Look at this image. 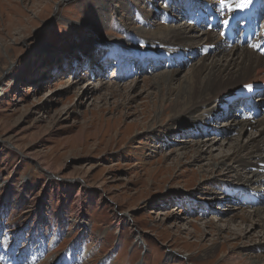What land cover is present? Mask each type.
<instances>
[{
  "label": "rangeland",
  "instance_id": "obj_1",
  "mask_svg": "<svg viewBox=\"0 0 264 264\" xmlns=\"http://www.w3.org/2000/svg\"><path fill=\"white\" fill-rule=\"evenodd\" d=\"M133 1L0 0L1 239L19 236V244L21 231L24 240L40 237L39 264L74 245L84 254L82 264L264 260L258 228L250 232L238 218L227 223L253 210L249 205L236 199L206 206L209 194L222 193L227 182L237 192L240 185L236 172L207 165L254 131L166 136L159 127L149 134L147 123L164 93L151 83L168 65L130 78L131 65L117 69L108 62L97 69L105 43L121 47L125 33L142 26L124 22L140 6ZM153 15L154 23L161 21V14ZM179 17L173 25L187 24ZM189 69L179 70L178 78ZM104 84L120 92L111 96ZM226 121L221 118L217 127ZM193 140L213 147L195 160ZM257 196L250 200H262L264 192ZM24 247L16 249L17 257Z\"/></svg>",
  "mask_w": 264,
  "mask_h": 264
},
{
  "label": "bare ground",
  "instance_id": "obj_2",
  "mask_svg": "<svg viewBox=\"0 0 264 264\" xmlns=\"http://www.w3.org/2000/svg\"><path fill=\"white\" fill-rule=\"evenodd\" d=\"M198 1L188 0V3L193 5ZM209 1L213 2L212 0ZM255 1L253 0V2ZM133 2L140 6L136 7L135 15L131 14L129 17L126 14L127 18L124 19V22L127 19L130 21L134 19L142 26L135 29V31L126 32L125 39L122 38L121 47L116 46V44L105 43L110 52L98 55L97 69L101 70V67L107 61H116L119 55L126 58L137 57L138 59L144 58L147 60L161 58L163 63L168 65L166 67L170 70L165 74L156 76L151 83L156 91L164 93L160 99L159 108L155 109L153 116L147 123L149 130L151 129L149 134L155 133L159 127L162 131H159L158 134L162 132L166 136L174 133L176 136L179 133L184 136H192L199 134V132L202 136L203 134L206 136V133H209L208 131L216 135L227 136L238 128L240 136L247 129L254 131V134L246 142L234 141L231 146L232 153L212 160L207 166L211 167V170H218L220 167L226 166L227 173L236 172L235 181L240 183L238 192L243 195L250 205L253 204L250 206L253 210L249 212L242 211L240 214L236 213L234 218L228 220L227 223H233L238 218L241 224L246 226L248 223L246 227L250 232L256 230L257 227L261 237L264 236V201H260L259 198L257 204L258 201L250 200L255 194L262 195V192H264V117L254 121L246 117L248 111H243L237 115V111L234 114V110L229 105L228 112H225L222 108L224 99L233 96L242 97L245 84L252 85L251 89L254 90L264 87L263 51L258 50V47L253 48L251 46L239 47L233 45L228 47L220 34L217 33L218 25L213 20L210 22V27L205 28L190 26L186 23L182 26L173 25L172 21H177L179 16V18H182L186 12V9L180 7L179 4L182 3L180 0H134ZM216 4L218 6L217 2L211 3L213 6ZM252 4L244 9H237L233 5L231 8L222 10L226 19H229L250 9ZM124 11L126 12V6ZM156 13L162 15L161 21L158 23L153 22L152 15ZM209 15L212 19L213 15L211 13ZM92 26L97 27L96 24H92ZM138 45H144L145 48L140 50L136 47ZM92 63V58L90 62L86 61L88 69ZM118 64L120 65V61H118ZM184 67H190L189 72L178 78L179 70ZM147 72H149V69H147ZM74 77L77 76L74 75ZM89 84L87 83V85ZM100 85H103L102 82H100ZM104 85L107 86V91L111 96L120 92L118 87L113 88L110 85ZM97 88V86L93 87V89ZM255 99L256 97L253 99V107H256L257 110L264 109V101L262 100L259 103ZM238 103L236 99H233L231 104ZM225 117H227V121L218 128V120ZM204 120H207V123L210 124H203L202 121ZM197 125H201L203 129L192 130ZM144 128L145 126H143ZM193 147L195 148L194 159L196 160L202 158L208 149L211 151L213 145L203 143V141L199 143L195 140ZM231 185L232 183L227 182L222 188L223 191L221 190L222 193L209 194L210 198L206 200V206L210 207L212 201L218 200L235 202V194L225 195ZM19 238V236L16 238L17 242H19ZM42 245L44 244L40 241L38 247H43ZM0 249L3 250L0 264H39L43 256H35L29 245L22 251L20 258H12L14 253L12 247L7 249L2 242H0ZM210 253L211 251H208L202 256L207 257ZM83 256V252L78 253V247L74 245L67 250L66 254L61 255L59 258H53L47 264H82L83 261L80 258ZM166 259L168 262L172 261L173 255L168 253ZM248 264H264V260L257 258L249 260Z\"/></svg>",
  "mask_w": 264,
  "mask_h": 264
},
{
  "label": "snow or ice",
  "instance_id": "obj_3",
  "mask_svg": "<svg viewBox=\"0 0 264 264\" xmlns=\"http://www.w3.org/2000/svg\"><path fill=\"white\" fill-rule=\"evenodd\" d=\"M251 3H253V0H218V7H219V9H225V8H231L234 5L235 8H237V9H244V8H247ZM223 23L227 24L228 21L224 20ZM209 27H210V25H209ZM251 47L257 48L259 46L258 45H252ZM243 87L250 91L252 88V85L245 84Z\"/></svg>",
  "mask_w": 264,
  "mask_h": 264
}]
</instances>
